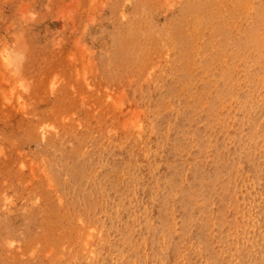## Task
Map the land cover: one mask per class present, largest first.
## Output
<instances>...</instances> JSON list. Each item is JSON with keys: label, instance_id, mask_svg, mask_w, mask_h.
I'll use <instances>...</instances> for the list:
<instances>
[{"label": "rangeland", "instance_id": "obj_1", "mask_svg": "<svg viewBox=\"0 0 264 264\" xmlns=\"http://www.w3.org/2000/svg\"><path fill=\"white\" fill-rule=\"evenodd\" d=\"M263 140L264 0H0V264H125L115 193L164 264H264Z\"/></svg>", "mask_w": 264, "mask_h": 264}, {"label": "bare ground", "instance_id": "obj_2", "mask_svg": "<svg viewBox=\"0 0 264 264\" xmlns=\"http://www.w3.org/2000/svg\"><path fill=\"white\" fill-rule=\"evenodd\" d=\"M198 19V18H197ZM102 23V22H101ZM162 42V41H161ZM158 59V58H157ZM170 59V58H169ZM153 61V60H152ZM166 63H168V62H166ZM170 70V69H169ZM151 90V89H150ZM208 97V96H207ZM170 101V100H169ZM227 105V104H226ZM234 105V104H233ZM148 109V108H147ZM168 109V108H167ZM231 110V109H230ZM173 111V110H172ZM251 111V110H250ZM236 113V112H235ZM176 114H177V112H176ZM148 116H149V114H148ZM248 117V116H247ZM244 120V119H243ZM263 120V119H262ZM228 121V120H227ZM247 124V123H246ZM235 125V124H234ZM201 126V125H200ZM216 127V126H215ZM202 129V128H201ZM230 129V128H229ZM206 130V129H205ZM146 132V131H145ZM162 132V131H161ZM228 132V131H227ZM141 133V132H140ZM169 133H170V131H169ZM24 134V133H23ZM171 134H172V132H171ZM161 135V134H160ZM169 135V134H168ZM65 136V135H64ZM117 136V135H116ZM121 136V135H120ZM150 136V135H149ZM152 136V135H151ZM171 136V135H170ZM241 136V135H240ZM95 137V136H94ZM141 137V136H140ZM169 137V136H168ZM217 137V136H216ZM218 137H219V135H218ZM225 137V136H224ZM116 138V137H115ZM188 138H189V136H188ZM245 138V137H244ZM93 139V138H92ZM91 139V140H92ZM112 139V138H111ZM212 139V138H211ZM258 139V138H257ZM63 140V139H62ZM231 140V139H230ZM229 140V141H230ZM235 140V139H234ZM115 141V140H114ZM147 141V140H146ZM264 141V140H263ZM141 142V141H140ZM251 142V141H250ZM258 142H260V141H258ZM153 143H154V141H153ZM218 143V142H217ZM227 143V142H226ZM145 144V143H144ZM66 145V144H65ZM261 145H263L262 143H261ZM57 146V145H56ZM86 146V145H85ZM92 147V146H91ZM93 147H94V145H93ZM192 147V146H191ZM232 147V146H231ZM236 147V146H235ZM253 147V146H252ZM62 148V147H61ZM90 148V147H89ZM57 149V148H56ZM67 149V148H66ZM85 149V148H84ZM193 149V148H192ZM195 149V148H194ZM0 150H2V148H0ZM61 150V149H60ZM231 150V149H230ZM237 150V149H236ZM123 151V150H122ZM133 151V150H132ZM192 151V150H191ZM259 151H261V150H259ZM139 152V151H138ZM166 152V151H165ZM213 152V151H212ZM257 152V151H256ZM140 153V152H139ZM209 153V152H208ZM220 153V152H219ZM218 153V154H219ZM224 153V152H223ZM103 154V153H102ZM260 154V153H259ZM148 155V154H147ZM188 155V154H187ZM240 155H242V154H240ZM117 156V155H116ZM233 156V155H232ZM256 156V155H255ZM228 157V156H227ZM96 158V157H95ZM107 158V157H106ZM116 158V157H115ZM187 158V157H186ZM191 158V157H190ZM224 158H225V156H224ZM223 158V159H224ZM230 158V157H229ZM108 159V158H107ZM111 159V158H110ZM113 159V158H112ZM137 159V158H136ZM162 159V158H161ZM228 159V158H227ZM233 159H235V158H233ZM240 159V158H239ZM60 160V159H59ZM90 160V159H89ZM150 160V159H149ZM196 160V159H195ZM209 160V159H208ZM245 160V159H244ZM68 161V160H67ZM106 161V160H105ZM111 161V160H110ZM114 161H116V159L114 160ZM154 161H156V160H154ZM223 161V160H222ZM228 161V160H227ZM118 162V161H117ZM206 162V161H205ZM243 162V161H242ZM64 163V162H63ZM108 163H110V162H108ZM116 163V162H115ZM161 163V162H160ZM191 163V162H190ZM207 163V162H206ZM241 163V162H240ZM239 163V164H240ZM244 163V162H243ZM101 164V163H100ZM246 164V163H245ZM248 164V163H247ZM162 165V164H161ZM190 165V164H189ZM105 166V165H104ZM139 166V165H138ZM243 166V165H242ZM68 167V166H67ZM136 167V166H135ZM237 167H238V165H237ZM261 167H262V165H261ZM113 168V167H112ZM206 168V167H205ZM104 169V168H103ZM150 169V168H149ZM153 169H154V166H153ZM157 169V168H156ZM185 169V168H184ZM204 169V168H203ZM207 169V168H206ZM205 169V170H206ZM211 169V168H210ZM226 169V168H225ZM238 169V168H237ZM247 169V168H246ZM250 169V168H249ZM101 170H102V168H101ZM124 170V169H123ZM162 170V169H161ZM222 169H220V171H221ZM245 170V169H244ZM251 170V169H250ZM253 170V169H252ZM125 171H126V173H125V176L126 177H128L127 176V169H125ZM208 171V170H207ZM243 171V170H242ZM241 171V172H242ZM247 171V170H246ZM97 172V171H96ZM111 172H112V170H111ZM113 172H114V170H113ZM169 172V171H168ZM228 172H229V170H228ZM161 173V172H160ZM212 173V172H211ZM246 173V172H245ZM95 174V173H94ZM122 174V173H121ZM183 174V173H182ZM181 174V175H182ZM190 174V173H189ZM210 174V173H209ZM249 174V173H248ZM247 174V175H248ZM258 174V173H257ZM120 175V174H119ZM236 175H238V174H236ZM243 175V174H242ZM245 175V174H244ZM261 175V174H260ZM140 176V175H139ZM149 175H147V177H148ZM162 176V175H161ZM165 176V175H164ZM167 176V175H166ZM207 176V175H206ZM143 177V176H142ZM163 177V176H162ZM161 177V178H162ZM182 177H183V175H182ZM226 177V176H225ZM248 177V176H247ZM158 178V177H157ZM191 178V177H190ZM224 178V177H223ZM244 178V177H243ZM263 178V177H262ZM95 179V178H94ZM124 179V178H123ZM122 179V180H123ZM187 179V178H186ZM206 179V178H205ZM235 179V178H234ZM261 179V178H260ZM139 180V179H138ZM173 180H175L174 178H173ZM65 181V180H64ZM67 181V180H66ZM145 181V180H144ZM230 181V180H229ZM236 181V180H235ZM262 181V180H261ZM105 182H106V184L108 185V177H105V175H103V176H101L99 179H98V183L101 185V187L102 188H99L98 189V191H99V193L101 194V195H99L100 197H104V198H106V197H108L109 198V193L106 191V189H111V186L110 187H108L107 188V186H105ZM123 182V181H122ZM148 182V181H147ZM216 182V181H215ZM251 182V181H250ZM263 182V181H262ZM261 182V183H262ZM150 184V183H149ZM161 184H162V182H161ZM183 184L184 183H182L180 180H177V181H175V182H173L172 184H171V188H170V191H169V194H168V197L163 201V200H161V203L160 204H158V216L160 217V221H161V227H162V230H165L166 232H167V234L169 235V236H172L173 237V235H172V229H173V226H174V219H175V212H173V214H171V212L173 211H170V198H171V196L177 191V190H179V189H181L182 187H183ZM193 184H194V182H193ZM264 184V183H263ZM65 185V184H64ZM86 185V184H85ZM158 185V184H157ZM160 185V184H159ZM241 185V184H240ZM250 185V184H249ZM262 185V184H261ZM162 186V185H161ZM160 186V187H161ZM219 186V185H218ZM217 186V187H218ZM260 186V185H259ZM74 187V186H73ZM138 187H139V185H138ZM231 187V186H230ZM262 187V186H261ZM67 188H68V186H67ZM204 188V187H203ZM77 189V188H76ZM161 189V188H160ZM205 189V188H204ZM235 189V188H234ZM250 189H252V188H250ZM263 189V188H262ZM91 190V189H90ZM164 190V189H163ZM162 190V191H163ZM198 190V189H197ZM73 191H74V189H73ZM73 191H72V193H73ZM139 191V190H138ZM157 191V190H156ZM159 191V193H160V190H158ZM157 191V192H158ZM207 191H208V189H207ZM228 191V190H227ZM226 191V192H227ZM256 191V190H255ZM264 191V190H263ZM79 192V191H78ZM112 192V191H111ZM220 192V191H219ZM260 192H261V190H260ZM52 193H54V192H52ZM113 193V192H112ZM127 193V192H126ZM135 193V192H134ZM224 192H222V194H223ZM242 193V192H241ZM137 194V193H136ZM257 194V193H256ZM55 195V194H54ZM79 195V194H78ZM158 195V194H157ZM176 195H178V194H176ZM210 195V194H209ZM245 195V194H244ZM125 196V195H124ZM142 196V195H141ZM145 196V195H144ZM215 196V195H214ZM132 197V196H131ZM136 197V196H135ZM138 197H139V195H138ZM173 197V196H172ZM202 197V196H201ZM239 197H240V194H239ZM249 197V196H248ZM247 197V198H248ZM55 198V197H54ZM60 198H62V197H60ZM101 198V199H102ZM112 200H113V205H112V207H111V209H110V213H111V227L115 230V231H117L118 233H119V235H118V238H119V241L120 242H123V243H125V244H127V245H129V250L127 251V250H125V251H127L126 253H123L119 248H116V252H115V254H117V258L118 259H123V261L125 262V264H138V262L140 261H138V259H140L139 257H140V255L142 254L144 257H147L146 259H148V260H156V262L158 263V264H164L165 262H164V254H163V251H162V245H164V244H162V242L157 238V237H155L154 235H153V229H152V226H151V223H153V222H151L150 223V219H149V217H148V207H147V205H146V203H145V200L144 199H141V200H137V201H135V202H132V203H127L126 202V200L124 199V197L122 196V194L121 193H115L114 195H112ZM133 198V197H132ZM156 198V197H155ZM236 198H237V196H236ZM72 199V198H71ZM138 199V198H137ZM196 199H198V197L196 198ZM214 199V198H213ZM67 200V199H66ZM130 200V199H129ZM133 200V199H132ZM173 200H174V198H173ZM242 200V199H241ZM109 201V200H108ZM158 201V200H157ZM214 202H215V200H213ZM83 202H85V200L83 201ZM148 202V201H147ZM150 202V201H149ZM219 202V201H218ZM154 203V202H153ZM195 203V202H194ZM253 203V202H252ZM257 203H259V202H257ZM67 204V203H66ZM220 204H222V203H220ZM219 204V205H220ZM230 204V203H229ZM239 204H240V202H239ZM58 205V204H57ZM76 205V204H75ZM175 205V204H174ZM217 205V204H216ZM259 205V204H258ZM86 206V205H85ZM149 206V205H148ZM152 206H153V204H152ZM176 206V205H175ZM196 206H197V204H196ZM246 206H247V204H246ZM228 207H229V205H228ZM231 207V206H230ZM238 207H239V205H238ZM59 208H61V207H59ZM97 208V207H96ZM215 208V207H214ZM173 209V208H172ZM179 209V208H178ZM197 209V208H196ZM229 209V208H228ZM257 209V208H256ZM157 210V209H156ZM181 210V209H180ZM215 210V209H214ZM245 210V209H244ZM258 210V209H257ZM58 211V210H57ZM60 211V210H59ZM197 211V210H196ZM213 211V210H212ZM181 212V211H180ZM192 212V211H191ZM230 212V211H229ZM57 213V212H56ZM59 213V212H58ZM71 213V212H70ZM215 213H217V212H215ZM228 213V212H227ZM35 214H37V213H35ZM47 214H49V213H47ZM80 214H81V212H80ZM101 214V213H100ZM99 214V215H100ZM201 214V213H200ZM205 214V213H204ZM214 214V213H213ZM156 214H154V216H155ZM193 215V214H192ZM218 215V214H217ZM228 215V214H227ZM251 215H252V213H251ZM25 216V215H24ZM38 216V215H37ZM47 216V215H46ZM52 216V215H51ZM54 216H55V214H54ZM60 216V215H59ZM125 216L127 217V222L125 221ZM151 216V215H150ZM181 216V215H180ZM198 216V215H197ZM254 216V215H253ZM33 217V216H32ZM35 217V216H34ZM39 217V216H38ZM48 217V216H47ZM100 217V216H99ZM261 217V216H260ZM89 218H90V216H89ZM155 218V217H154ZM44 219V218H43ZM45 219H47V218H45ZM49 219H51V218H49ZM136 219V222H137V227H136V229L135 230H137V236H135V234H134V239H133V237L132 236H130L129 235V232L133 229V222H134V220ZM176 219H177V216H176ZM244 219V218H243ZM260 219V218H259ZM259 219H257L258 221H259ZM37 220V219H36ZM192 220V219H191ZM226 220V219H225ZM238 220V219H237ZM50 221V220H49ZM152 221V220H151ZM155 221H156V218H155ZM39 222V221H38ZM48 222V221H47ZM61 222V221H60ZM89 222V221H88ZM195 222V221H194ZM214 222H215V220H214ZM213 222V223H214ZM249 222V221H248ZM247 222V223H248ZM63 223V222H62ZM193 223V222H192ZM245 223V222H244ZM43 224V223H42ZM126 224V225H125ZM259 225H261L260 223H258ZM37 225H38V223H37ZM44 225V224H43ZM98 225V224H97ZM178 225V224H177ZM1 226V225H0ZM23 226V225H22ZM105 226H106V224H105ZM231 226V225H230ZM262 226V225H261ZM264 226V225H263ZM262 226V227H263ZM98 227V226H97ZM213 227V226H212ZM224 227V226H223ZM227 227V226H226ZM246 227V226H245ZM1 228V227H0ZM233 228V227H232ZM249 228V227H248ZM22 229V228H21ZM20 229V230H21ZM24 229V228H23ZM211 229V228H210ZM250 229V228H249ZM248 229V230H249ZM262 229V228H261ZM3 230V229H2ZM19 230V231H20ZM101 230H103V229H101ZM223 230V229H222ZM232 230V229H231ZM237 230V229H236ZM22 231H24V230H22ZM37 231V230H36ZM59 231H60V229H59ZM194 231V230H193ZM197 230H195V232H196ZM259 231V230H258ZM44 232V231H43ZM56 232V231H55ZM71 232V231H70ZM160 232H161V228H160ZM189 232V231H188ZM198 232V231H197ZM263 232V231H262ZM191 233V232H190ZM189 233V234H190ZM193 233V232H192ZM214 233H216V232H214ZM25 234H26V232H25ZM56 234H58V233H56ZM102 234V233H101ZM108 234H110V233H108ZM114 234V233H113ZM237 234V233H236ZM249 234V233H248ZM254 234V233H253ZM63 235H64V233H63ZM62 235V236H63ZM81 235V234H80ZM222 235V234H221ZM228 235V234H227ZM261 235H262V233H261ZM174 236H175V234H174ZM187 236V235H186ZM190 236V235H189ZM188 236V237H189ZM263 236V235H262ZM111 237V236H110ZM109 237V238H110ZM209 237V236H208ZM227 237H229V236H227ZM60 238H62V237H60ZM94 238V237H93ZM187 238V237H186ZM191 238H192V236H191ZM213 238V237H212ZM91 239V238H90ZM173 239V238H172ZM233 239V238H232ZM252 239V238H251ZM33 240H34V238H33ZM67 240V239H66ZM78 240V239H77ZM76 240V241H77ZM110 240V239H109ZM257 240H258V238H257ZM59 241V240H58ZM192 241H193V239H192ZM197 241H199V239L197 240ZM56 242V241H55ZM118 242V241H117ZM201 242V241H200ZM85 243V242H84ZM96 243H97V241H96ZM114 243V242H113ZM229 243V242H228ZM252 243V242H251ZM262 243V242H261ZM30 244V243H29ZM58 244V243H57ZM77 244V243H76ZM215 244V243H214ZM243 244V243H242ZM247 244V243H246ZM196 245H197V243H196ZM238 245V244H237ZM124 246V245H123ZM170 246V245H169ZM180 246H181V244H180V242H179V236L177 237V239H175L174 240V242H173V245H172V247H170L171 248V253L173 252L174 254H176L177 252H178V250H179V248H180ZM201 246H202V244H201ZM71 247V246H70ZM79 247V246H78ZM92 247V246H91ZM110 247V246H109ZM200 247V246H199ZM242 247V246H241ZM254 247V246H253ZM262 247V246H261ZM94 248V247H93ZM123 248V247H122ZM237 248H238V246H237ZM200 249V248H199ZM263 249H264V247H263ZM63 250V249H62ZM167 250V249H166ZM257 250V249H256ZM69 251V250H68ZM84 251V250H83ZM181 251V250H180ZM202 251H203V249H202ZM201 252V251H200ZM204 252V251H203ZM220 252V251H219ZM233 252V251H232ZM255 252V251H254ZM77 253V252H76ZM82 253V252H81ZM102 253V252H101ZM100 254V253H99ZM105 254H106V252H105ZM167 254H168V252H167ZM170 254V253H169ZM186 254V253H185ZM210 254V253H209ZM225 254V253H224ZM227 254V253H226ZM238 254V253H237ZM257 254V253H256ZM79 255V254H78ZM193 255V254H192ZM234 255V254H233ZM93 256V255H92ZM99 256V255H98ZM183 256V255H182ZM198 256V255H197ZM210 256V255H209ZM235 256V255H234ZM256 256V255H255ZM262 256V255H261ZM65 257V256H64ZM64 257H63V259H64ZM251 257H252V254H251ZM105 258V257H104ZM116 258V257H115ZM192 258V257H191ZM255 258H257V257H255ZM82 259V258H81ZM98 259V258H97ZM106 259V258H105ZM180 259V258H179ZM184 259V258H183ZM205 259H206V257H205ZM238 259V258H237ZM237 259H236V261H237ZM244 259V258H243ZM263 259V258H262ZM62 260V259H61ZM65 260V259H64ZM63 260V261H64ZM74 260V259H73ZM87 260H88V258H87ZM195 260H197V259H195ZM210 260H211V258H210ZM248 260V259H247ZM76 261V260H75ZM98 261V260H97ZM207 261V260H206ZM235 261V262H236ZM18 261H16V263H17ZM19 262H21V261H19ZM23 262H26V261H23ZM80 262H82V261H80ZM102 262V261H101ZM148 262V261H147ZM183 262H185V261H183ZM208 262V261H207ZM245 262H246V260H245ZM244 262V264H246ZM263 262H264V260H263ZM64 263V262H63ZM72 263V262H71ZM201 263V262H200ZM25 264V263H24ZM29 264V263H28ZM65 264V263H64ZM76 264H77V262H76ZM154 264V263H153Z\"/></svg>", "mask_w": 264, "mask_h": 264}]
</instances>
